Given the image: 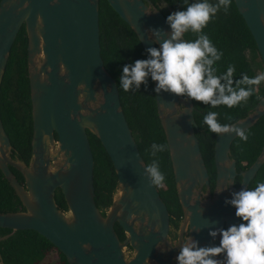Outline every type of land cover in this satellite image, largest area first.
I'll return each instance as SVG.
<instances>
[{
	"label": "water",
	"instance_id": "1",
	"mask_svg": "<svg viewBox=\"0 0 264 264\" xmlns=\"http://www.w3.org/2000/svg\"><path fill=\"white\" fill-rule=\"evenodd\" d=\"M107 1L136 33L147 58V49L159 46L154 43L156 38L149 39V29L170 34L167 17L150 0ZM234 1L264 65V0ZM23 25L28 35L33 157L29 166L12 158L13 146L0 118V168L25 208L0 213V228L38 232L70 264H177L175 258L186 241L218 246L220 237L214 239L209 233L240 224L236 209L225 200L232 198V192L250 187L264 165V148L250 168L238 173L231 158L238 136L218 135L216 190L211 197L210 175L196 136L193 100L155 92L184 214L180 239L172 243L171 214L158 188L149 186L147 164L122 109L117 81L101 56L100 0H1L0 89ZM263 116L264 97L251 114L233 125L247 131ZM88 131L101 141L118 176L120 195L106 216L95 202V161ZM11 167L23 175L25 185ZM238 176L242 183L236 188ZM58 190L71 217L57 204ZM116 224L126 235L124 241ZM185 233L189 235L186 240ZM128 247L135 253L131 260L125 257Z\"/></svg>",
	"mask_w": 264,
	"mask_h": 264
},
{
	"label": "trees",
	"instance_id": "2",
	"mask_svg": "<svg viewBox=\"0 0 264 264\" xmlns=\"http://www.w3.org/2000/svg\"><path fill=\"white\" fill-rule=\"evenodd\" d=\"M153 7L160 8L168 17L172 12L184 10L186 0H150ZM195 0H187L193 3ZM216 3L217 0H210ZM1 3V0H0ZM215 45L223 52L221 60L214 67L217 74L226 72L229 65L235 66L234 78L240 79L242 74L254 77L259 70L264 73V65L258 51L255 39L240 14L234 0L229 10L221 9L203 29ZM196 34L191 32L185 39L194 40ZM100 43L101 56L109 74L117 81L122 109L133 132L140 153L148 165L154 159L159 160L160 170L165 175L163 187H157L160 196L171 214V224L179 227L183 212L178 198L177 185L170 156V150L151 155L153 143H167L165 131L158 113L155 82L149 77L147 86L141 85L125 92L119 85L122 69L126 64H132L138 59H147L146 51L133 29L117 14L107 0H100ZM255 91L246 102L229 108L225 105L216 108L193 100L194 116L197 122L196 136L210 175L212 190L216 185L215 142L217 134L210 132L204 124V116L208 112H217L221 124H233L251 114L264 97V82L254 86ZM0 118L13 146L12 158L30 165L33 157V119L31 89L28 71V35L23 25L11 50L6 72L0 89ZM248 140L239 137L231 147V158L237 163L238 172L250 168L261 155L264 148V116L256 125L246 131ZM91 143L95 168L94 185L96 190L95 202L106 216L119 190L118 176L113 162L103 147L101 141L88 132ZM13 173L21 181L20 173L11 167ZM259 182H264V165L261 167L249 188H254ZM242 183L238 176L235 187ZM56 201L60 209L69 212L66 200L61 190L57 191ZM25 211L22 202L13 187L5 178L0 168V213ZM243 222L242 220L240 223ZM116 231L121 241L126 235L119 224ZM53 254L58 264H70L65 255L49 240L34 230L14 231L0 228V259L3 264H44Z\"/></svg>",
	"mask_w": 264,
	"mask_h": 264
},
{
	"label": "clouds",
	"instance_id": "3",
	"mask_svg": "<svg viewBox=\"0 0 264 264\" xmlns=\"http://www.w3.org/2000/svg\"><path fill=\"white\" fill-rule=\"evenodd\" d=\"M232 0H195L187 3L184 10L172 12L167 17L171 32L149 29V39L158 47L147 49V59L135 60L124 65L119 85L125 92L141 85L147 86L149 77L156 83L157 94L169 92L184 96L204 105L229 108L246 102L255 91L254 86L264 82V73L250 77L242 74L234 78L235 66L229 65L226 72L217 74L214 67L221 60L219 51L203 29L217 13L229 10ZM264 22V17H261ZM196 34L194 40L185 39L187 33ZM217 112H208L204 124L217 135L235 133L242 141L248 140L246 131L233 124H221ZM191 138V135H189ZM168 150V144L153 143L151 155L157 156ZM145 175L149 186L163 187L165 175L160 170L159 160L154 159L146 166ZM232 198L225 203L236 209L235 215L243 222L227 229L210 231L215 239L220 237L218 246H199V242L189 240L183 243L175 260L177 264H264V182L254 188H241L231 193ZM223 256V259L218 257Z\"/></svg>",
	"mask_w": 264,
	"mask_h": 264
},
{
	"label": "flooded vegetation",
	"instance_id": "4",
	"mask_svg": "<svg viewBox=\"0 0 264 264\" xmlns=\"http://www.w3.org/2000/svg\"><path fill=\"white\" fill-rule=\"evenodd\" d=\"M31 103H32V100H31ZM32 113H33V110H32ZM88 132H90V131H88ZM18 171V170H17ZM238 171V170H237ZM19 172V171H18ZM241 172V171H240ZM240 172H238V173H240ZM20 173V172H19ZM20 176H21V184H23V185H25V179H24V177H23V175L20 173ZM17 177V176H16ZM237 179V178H236ZM235 182H236V180H235ZM211 184V183H210ZM240 187V186H239ZM239 187H236V188H239ZM215 190H216V185H215V188L212 190V187H211V191H212V196L211 197H213L214 196V194H215ZM206 189L204 190V193H206ZM205 199H207V197L205 198ZM182 212H183V209H182ZM183 219H184V214H183V216H182V220H181V222H180V224H179V227L178 228H175L174 226H172V224H171V230H170V241L172 242V243H177L178 241H179V239H180V236H181V225H182V223H183ZM188 229V228H187ZM188 237H189V235L187 234V233H185V235H184V239L186 240V239H188Z\"/></svg>",
	"mask_w": 264,
	"mask_h": 264
},
{
	"label": "rangeland",
	"instance_id": "5",
	"mask_svg": "<svg viewBox=\"0 0 264 264\" xmlns=\"http://www.w3.org/2000/svg\"><path fill=\"white\" fill-rule=\"evenodd\" d=\"M164 8H166V5L165 4H161L159 9L162 10ZM151 10H153V7L151 8ZM39 61H42V57L39 59ZM261 73H263V71L262 70H259L258 71V74H261ZM119 195H120V191L118 190V192H117V194L115 196V199H117L119 197ZM66 213H67V215L69 217H71V213L70 212H66ZM124 251H125V257H126L127 260H131L134 257V254L135 253H134V251L130 247L125 248ZM0 264H3L2 261H1V259H0ZM44 264H58L57 263V257H56V255L53 254L48 260H46L44 262ZM151 264H155V263H151Z\"/></svg>",
	"mask_w": 264,
	"mask_h": 264
}]
</instances>
